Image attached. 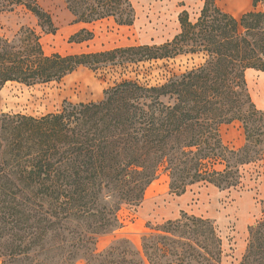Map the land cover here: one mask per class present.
Returning <instances> with one entry per match:
<instances>
[{"label": "trees", "instance_id": "trees-1", "mask_svg": "<svg viewBox=\"0 0 264 264\" xmlns=\"http://www.w3.org/2000/svg\"><path fill=\"white\" fill-rule=\"evenodd\" d=\"M72 23L113 18L130 25L131 0H63ZM264 0H253V5ZM23 4L49 33L52 16L37 0H0V13ZM181 30L162 44L47 54L39 34L0 33V90L59 81L91 69L203 53L205 62L158 85L123 80L98 102H65L43 116L0 112V258L2 264H221L222 240L210 218L182 213L141 236L139 249L99 238L121 226L122 205L138 206L161 173L172 193L195 184L238 186L242 168L264 155V111L245 71L264 70V12L240 17L206 0L199 17L179 16ZM80 29L71 38L88 41ZM243 123L246 143L226 145L221 125ZM240 264H264V216L249 226Z\"/></svg>", "mask_w": 264, "mask_h": 264}, {"label": "rangeland", "instance_id": "rangeland-1", "mask_svg": "<svg viewBox=\"0 0 264 264\" xmlns=\"http://www.w3.org/2000/svg\"><path fill=\"white\" fill-rule=\"evenodd\" d=\"M136 18L130 25H120L113 18L90 24L72 23V15L63 0H37L52 16L56 27L49 33L38 18L23 4L0 13V33L13 37L22 27L33 28L40 36L47 54L97 52L131 45L162 44L181 30L179 16L186 11L195 21L206 0H131ZM218 6L240 17L245 12H264V2L253 5V0H216ZM87 28L93 37L84 42L72 40L80 29ZM205 62L203 53L179 54L170 58L152 59L124 65H109L99 69L80 66L59 81L26 85L7 82L0 90V112L43 116L62 109L65 102H98L105 90L123 80H134L144 85H158L176 74L184 73ZM247 89L258 110L264 111V70L245 71ZM223 141L238 149L246 143L243 123L235 120L221 125ZM241 183L220 189L209 183L190 186L177 195L170 191L169 178L164 172L147 188L138 206L124 204L119 210L121 226L99 238L97 249L102 251L119 239H127L139 249L141 236L155 231V227L182 213L210 218L222 240L221 264H240L245 254L249 226L264 216V155L242 168ZM2 264V258H0ZM78 264H85L82 259Z\"/></svg>", "mask_w": 264, "mask_h": 264}]
</instances>
